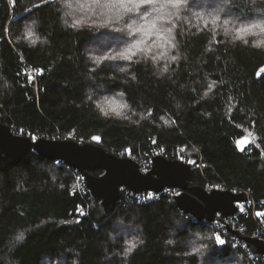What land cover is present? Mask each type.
Returning a JSON list of instances; mask_svg holds the SVG:
<instances>
[{
    "label": "trees",
    "instance_id": "1",
    "mask_svg": "<svg viewBox=\"0 0 264 264\" xmlns=\"http://www.w3.org/2000/svg\"><path fill=\"white\" fill-rule=\"evenodd\" d=\"M78 1L90 6L79 16L87 22L66 16L76 27H65L60 0H0V123L31 139L85 144L99 136L108 152H125L140 165L158 152L183 157L194 168L190 186L246 192L259 211L264 47L253 42L264 33L238 40L212 21L223 12L224 23L264 25V0ZM98 15L139 25L130 45L136 53L155 23L170 30L173 50L162 59L143 52L131 62L109 60L118 52L128 57L119 45L126 36ZM111 97L124 102L126 114L103 110ZM246 135L254 145L241 151L237 141ZM78 176L31 153L0 171V264H264L242 241L231 242L230 228L255 235L249 214L220 229L221 216L196 221L169 195L141 200L123 190L106 216L87 192H73Z\"/></svg>",
    "mask_w": 264,
    "mask_h": 264
},
{
    "label": "water",
    "instance_id": "2",
    "mask_svg": "<svg viewBox=\"0 0 264 264\" xmlns=\"http://www.w3.org/2000/svg\"><path fill=\"white\" fill-rule=\"evenodd\" d=\"M249 135L237 141L243 151L251 144ZM99 136L81 144L73 140H52L15 135L11 128L0 123V171L19 164L31 153L38 157L60 161L83 176L89 196L99 204L104 214L110 215L121 198V189L140 195L159 194L171 190L173 204L196 221L212 223L216 216L234 217L236 204L246 201L243 191L213 189L207 192L200 186H190L188 180L194 172L191 164L181 159H168L162 153L149 158V169L144 173L138 162L128 157H118L101 145ZM100 170L99 176L91 172ZM83 215V212H79ZM264 226V225H263ZM230 233L242 241L254 255L264 256V241L246 237L230 228ZM224 242V241H223Z\"/></svg>",
    "mask_w": 264,
    "mask_h": 264
},
{
    "label": "rangeland",
    "instance_id": "3",
    "mask_svg": "<svg viewBox=\"0 0 264 264\" xmlns=\"http://www.w3.org/2000/svg\"><path fill=\"white\" fill-rule=\"evenodd\" d=\"M115 1H117L119 4H122V5L128 4V2H129L128 0H115ZM73 2H74V4L75 3H81L78 0H73ZM131 3L133 5H136V4H140L141 2L131 0ZM224 15H225V13L221 12V14L219 16H216V18L212 21V24L216 25V26H221L222 29H224L226 33H230V35L233 36V38L238 39V40H243L245 38V36H247V35L248 36L253 35L254 37H256L258 35L256 33L259 31L258 29H260V28L253 27V25H259L260 23L243 25V24H240L238 22L235 23L232 20H231L232 22L230 21V22H225L224 23V19H223ZM127 16L130 17V14H128ZM84 17H85V15H84ZM108 21L111 22V25L114 28V30H112V31H116V32L123 31L122 32L123 36H124V33H125L126 41L124 39L123 42L119 43V45L122 47V48H120L122 51L125 48V51L128 53V57L125 55V58L121 57L119 55V52L118 53L109 54V56H110L109 60L114 59V60L121 61L122 59H124L125 62H131V60L133 58H135V57H137V58L143 57L144 53L147 56L148 55L153 56V54L155 53L156 54L155 58L157 56H159V57H161L160 59H162L163 51L172 52V50H173L171 34L169 35L168 32L162 31V27H160L158 23L153 24V25H155L154 27H151L150 29H148L146 32L143 33L144 35H142V38H144V40L143 41L140 40V42H139V44H141L140 45V49L136 53L134 51V49H133L134 47L130 46V45H131L132 39L134 40L133 37L136 36V29H137V27L139 25H136L135 22H132V21H129V20L127 21V19H124V17L121 19L120 15L119 16H115L114 19L110 18V19H108ZM113 21H115V22H113ZM140 21H141V19L139 20V22ZM258 22H261L260 19H259ZM149 26H152V25H149ZM260 26L264 27V25H260ZM163 28H165V27H163ZM248 28H251V31H255V33L254 32L253 33H250V32L246 33L244 31V29H248ZM103 110H105V112H107L109 114L118 115V116H122L123 114H126V112H127V109L124 106V102L119 97H111V98H109V100L106 101V106H105V109H103ZM11 131H12V128H11ZM12 132L15 135H18L16 133V131H12ZM18 136H24V135H18ZM249 136L252 139L251 145H254L253 137L251 135H249ZM25 137H27V136H25ZM46 139H48V138H46ZM52 140H56V139H52ZM62 140H73V139H62ZM178 151H179V153L182 152L181 149H179ZM158 154H161V153L158 152V153H155L154 155H158ZM180 159L184 160L183 157L180 158ZM193 161H195V160H193ZM57 162H59V161H57ZM188 164L192 165V162L188 163ZM148 169H149V160H148ZM78 175L79 176L77 177V180H76V188L75 189H77V187L79 186L78 182H84L85 190L82 191L80 189L79 190L77 189L75 191H79V192H82V193H86V192L88 193V190L86 188L83 176H81L80 174H78ZM123 190H126V189H121V191H123ZM75 191H73V192H75ZM126 191H128V190H126ZM150 193L151 192L143 193V194L148 195L145 198H151L152 196L149 195ZM143 194L137 195V197L141 198V197H143L142 196ZM161 194H162V192L159 193V194H155V195H161ZM133 195H135V194H133ZM215 220H216V218H215ZM215 220L213 222H215ZM224 242H225V239H224Z\"/></svg>",
    "mask_w": 264,
    "mask_h": 264
},
{
    "label": "built area",
    "instance_id": "4",
    "mask_svg": "<svg viewBox=\"0 0 264 264\" xmlns=\"http://www.w3.org/2000/svg\"><path fill=\"white\" fill-rule=\"evenodd\" d=\"M12 131H14L12 129ZM18 135H23L22 132H16ZM68 139V138H67ZM118 157H126L125 155V152H120L117 154ZM128 158H131L132 160L136 161V159H134L133 157L131 156H127ZM140 165V164H139ZM148 169V162L147 163H141L140 165V170L142 172H146ZM78 187L77 189L79 190H82L84 191L85 190V186H84V182H78ZM221 185H212V187H208L206 190L207 192H210L211 190L213 189H219V190H226L224 188H220ZM75 189V190H77ZM74 190V191H75ZM79 192V191H78ZM246 194V201L245 202H241V203H238L236 204L237 208H238V212L237 214L234 216V217H231V218H223V220L226 222V226L222 223H219V228H227V227H233V221L240 215V214H249L251 216V218L254 220V222L256 223L257 225V231L255 233V235L253 237H257V238H260L264 241V204L262 206H260V213L259 214H255V211L257 210L255 208V203L253 202L252 198L250 197V195L246 192H244ZM162 194L164 195H169L170 197L173 195V192L171 190H165L162 192ZM150 196H152L151 198H153L155 196V194L153 193H150L149 194ZM148 196V195H147ZM151 198H147V199H151ZM141 200L144 199L143 197L140 198ZM249 207H251V211H249ZM226 235V234H225ZM227 236V235H226ZM231 242L236 246L239 244V240L236 238V237H232L231 238ZM243 247L246 249V251L249 253V255L251 256H256L254 254H252L248 249L247 247L245 246V244L243 243Z\"/></svg>",
    "mask_w": 264,
    "mask_h": 264
},
{
    "label": "clouds",
    "instance_id": "5",
    "mask_svg": "<svg viewBox=\"0 0 264 264\" xmlns=\"http://www.w3.org/2000/svg\"><path fill=\"white\" fill-rule=\"evenodd\" d=\"M61 7L65 10L64 13L62 14L61 20L62 24L65 27H76V23L74 22H65V17L66 16H73L76 21H78L79 24H84L87 21L85 19H80L79 16L80 14H84L86 16L90 6L84 3H71L68 2V0H60ZM98 19L101 23H108V20H105L102 15H98ZM115 22V21H113ZM33 28L35 27V22H32L31 25ZM162 31L168 32L169 35L171 34L169 29H165L162 27ZM261 31V30H260ZM264 33V31H261ZM253 46L257 48H262L264 47V38L257 39L253 42ZM161 57L157 56L156 59H160ZM178 57L177 56H171V60H176ZM167 68L165 67L164 71H166ZM22 239V238H21Z\"/></svg>",
    "mask_w": 264,
    "mask_h": 264
},
{
    "label": "snow or ice",
    "instance_id": "6",
    "mask_svg": "<svg viewBox=\"0 0 264 264\" xmlns=\"http://www.w3.org/2000/svg\"><path fill=\"white\" fill-rule=\"evenodd\" d=\"M105 6H111V5H105ZM174 7L175 6H177V5H173ZM155 25H153V27H154ZM253 27H257V28H260V30L261 31H264V27H261L260 25H253ZM244 31L247 33V32H250L251 31V28H248V29H244ZM32 33H31V31H29V33H28V35H31ZM35 41H33V43H34ZM262 71H264V70H262ZM260 75V73L258 72L257 73V76H259ZM22 238V234L20 235V236H18L17 237V239H21ZM171 242V241H170ZM219 243L220 244H223V240H219ZM135 247V243H132V244H130V246H129V248L127 249V251L125 252V255H127L128 254V252H131V250L133 249Z\"/></svg>",
    "mask_w": 264,
    "mask_h": 264
},
{
    "label": "bare ground",
    "instance_id": "7",
    "mask_svg": "<svg viewBox=\"0 0 264 264\" xmlns=\"http://www.w3.org/2000/svg\"><path fill=\"white\" fill-rule=\"evenodd\" d=\"M31 73H34V72H31ZM230 192L238 193V191H236V190H233V191H230ZM259 213H260V210H259V211H255V214H256V215L259 214Z\"/></svg>",
    "mask_w": 264,
    "mask_h": 264
}]
</instances>
